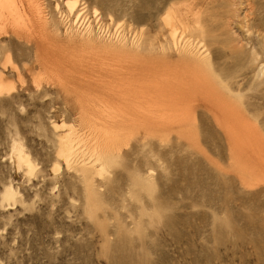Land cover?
Wrapping results in <instances>:
<instances>
[{
  "label": "rangeland",
  "instance_id": "obj_1",
  "mask_svg": "<svg viewBox=\"0 0 264 264\" xmlns=\"http://www.w3.org/2000/svg\"><path fill=\"white\" fill-rule=\"evenodd\" d=\"M0 89V264H264V0H6Z\"/></svg>",
  "mask_w": 264,
  "mask_h": 264
},
{
  "label": "bare ground",
  "instance_id": "obj_2",
  "mask_svg": "<svg viewBox=\"0 0 264 264\" xmlns=\"http://www.w3.org/2000/svg\"><path fill=\"white\" fill-rule=\"evenodd\" d=\"M5 1L6 0H0V8L5 6ZM172 34L174 35V33H172ZM0 91H1V89H0ZM69 150H70V146L67 147V148H63L62 151H61V155L64 158L68 157V155L70 154ZM15 160H16L17 163L27 162V160L19 152L15 154Z\"/></svg>",
  "mask_w": 264,
  "mask_h": 264
}]
</instances>
